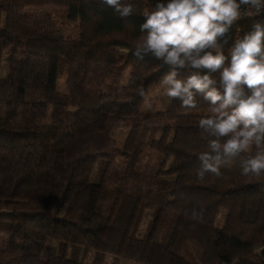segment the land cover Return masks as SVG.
<instances>
[{
	"label": "trees",
	"instance_id": "trees-1",
	"mask_svg": "<svg viewBox=\"0 0 264 264\" xmlns=\"http://www.w3.org/2000/svg\"><path fill=\"white\" fill-rule=\"evenodd\" d=\"M130 2L122 19L100 0H0V264H264V176L241 154L197 179L209 107L181 108L169 66L133 55L157 0ZM257 21L234 23L226 55Z\"/></svg>",
	"mask_w": 264,
	"mask_h": 264
},
{
	"label": "clouds",
	"instance_id": "clouds-1",
	"mask_svg": "<svg viewBox=\"0 0 264 264\" xmlns=\"http://www.w3.org/2000/svg\"><path fill=\"white\" fill-rule=\"evenodd\" d=\"M100 2L122 19L135 10L130 0ZM261 12L264 0H157L142 14L133 55L169 66L162 78L165 95L181 108H197L198 97L209 107L210 114L198 121L207 147L198 153L201 181L209 174L221 176V169L241 154H247L241 175L264 176V22H254L236 38L227 55L218 42L243 16ZM181 70L188 72L185 78ZM139 94L144 95L143 88ZM190 215L203 220L202 211L192 209Z\"/></svg>",
	"mask_w": 264,
	"mask_h": 264
},
{
	"label": "rangeland",
	"instance_id": "rangeland-1",
	"mask_svg": "<svg viewBox=\"0 0 264 264\" xmlns=\"http://www.w3.org/2000/svg\"><path fill=\"white\" fill-rule=\"evenodd\" d=\"M164 87V86H163ZM162 88V87H161ZM158 89V88H157ZM160 89V88H159ZM157 93V91L154 93V94H156ZM156 96H154V98H155ZM156 107L158 108H160V107H162L161 106V104L160 103H158V104H156ZM150 108H152V106L149 104V102L145 105V109L146 110H150ZM155 111V110H154ZM8 245V238H7V234H5V233H1L0 234V247L1 246H7ZM110 262H111V260H108V261H106V263L105 264H110Z\"/></svg>",
	"mask_w": 264,
	"mask_h": 264
},
{
	"label": "built area",
	"instance_id": "built-area-1",
	"mask_svg": "<svg viewBox=\"0 0 264 264\" xmlns=\"http://www.w3.org/2000/svg\"><path fill=\"white\" fill-rule=\"evenodd\" d=\"M256 16H264V12H261L260 15H256ZM250 17H253V16H243L242 18H250ZM242 18H241V19H242Z\"/></svg>",
	"mask_w": 264,
	"mask_h": 264
}]
</instances>
